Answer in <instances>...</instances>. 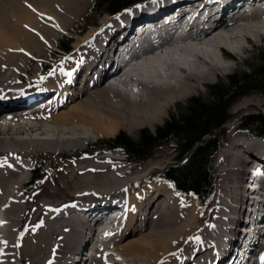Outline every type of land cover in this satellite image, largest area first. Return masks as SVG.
<instances>
[{
  "label": "bare ground",
  "instance_id": "obj_1",
  "mask_svg": "<svg viewBox=\"0 0 264 264\" xmlns=\"http://www.w3.org/2000/svg\"><path fill=\"white\" fill-rule=\"evenodd\" d=\"M151 1L127 10L126 17L104 16L95 31L90 30L75 40L74 50L61 63L63 68L58 65L60 69L46 77L44 88L25 90L20 82L24 80L27 63L50 47L56 24L62 22L66 28L79 16L87 0H0V114L12 112L9 117L0 116V264H16V261L64 264L65 259L70 261L67 254L77 256L81 243L94 231L88 224L91 219L77 220L81 208L72 201L51 206L50 214L38 222L30 221L29 230L22 229V222L18 225L22 217L20 204L31 202L23 195L24 188L22 194L19 191L28 179L29 167L24 161L30 160L35 151L77 149L83 140L113 135L122 128L132 131L153 126L172 106L176 108L181 101L200 95V85L213 84L220 80V75L231 71L236 54L245 52L247 43L264 42L261 4L257 13L237 16L200 33L193 31L192 21L178 28L174 41L157 34L155 42L143 47L133 62L125 63L122 71L116 69L113 80L117 83L106 82L111 65L105 51L108 42L111 45L109 40L119 31L118 24L127 29L125 19L141 11L163 9L173 1L183 4L193 0ZM194 1L202 4L198 15L215 0ZM96 69H100L99 78ZM29 83H34L33 78ZM49 93L56 97H52L51 104L42 112L14 114L15 110L28 108L32 100ZM260 96L242 98L237 105L264 107V98ZM261 153H264V141L258 139H238L222 150L220 197L213 214L206 217L202 216L197 198L184 202L168 183L159 179L149 183L152 167L149 164L122 180L109 174L96 179L85 173L80 179L85 187L77 189L75 194L90 196L100 192L97 198H104L111 189L122 192L118 189L120 185L128 186L125 191L131 184L137 186L132 193L123 195L127 206L123 223L114 225L113 230L112 226L100 228L101 234L106 233L107 244L91 256L89 264H213V260L222 259L226 252L223 245L235 241L240 235L238 227L243 224L242 219L234 216L243 213L249 192L238 182L243 181L252 159ZM43 200L40 201L45 207ZM85 202L93 209L104 205L93 207L91 204L95 202ZM261 207L264 210V200ZM259 229L263 239L254 246L258 247L254 264H260L259 257L264 254V229ZM125 234L131 238L118 244ZM110 248L116 250L112 253H116L120 262L115 257L112 260ZM14 256L18 259L14 260ZM25 258L29 261L25 262Z\"/></svg>",
  "mask_w": 264,
  "mask_h": 264
},
{
  "label": "rangeland",
  "instance_id": "obj_2",
  "mask_svg": "<svg viewBox=\"0 0 264 264\" xmlns=\"http://www.w3.org/2000/svg\"><path fill=\"white\" fill-rule=\"evenodd\" d=\"M93 2H94V0H87L86 5L82 9V11L80 12L79 16L76 17V19L72 20L68 24V26H66L67 29L62 26V22H61V24H56L55 36H54L53 40L51 41L50 47L44 48L45 51L43 50L42 51L43 53H41L39 55L35 54L36 57L32 58L33 59L32 62L27 63V66H26L27 72L23 71L24 80L22 79L20 82L21 87L25 88V90H28V88L33 89V90H38V89L44 88L46 86V84H45L46 77L50 73L56 72L55 70H59L60 68H63L61 63H63V61H65V59L68 58V55L70 56V53L74 50L73 45H74L75 40L80 36L81 37L84 36L90 30L95 31L100 26V20L104 16H107V14H103L102 16L97 18V19H99L97 21L98 22L97 26H94V27L91 26L90 23H92L91 21L93 19V17H92L93 13H92L91 9H92ZM82 30H85L83 34H80V35L77 34L78 32H80ZM62 36L72 37V39H73L72 49L70 52L64 54V56L59 60V62L53 63V62H51L52 60H57V56H58L56 53L57 43H58L60 37H62ZM246 48L247 49L245 52L236 54L235 61L232 62L233 66H232L231 71H229L226 75H220L219 76L220 80L214 82L213 84H202V85H200V86H202L201 88H200V86L198 87L200 95H194V97L199 98L200 100H202L204 102H207V101H209V95H210L209 94V86L210 85H214L215 83H217V84L225 87V86H227V75H231L233 73H241V72L246 71L248 68H253L254 60H255L259 50H264V42L255 43V44H252V43L248 44L247 43ZM239 56H242V58L244 57V59L239 58ZM47 63L52 64L53 67H52L51 71L49 72V74L44 79L37 78L38 77L37 74L39 72V66L45 65ZM58 65L60 68L58 67ZM32 78H33L34 83L30 84L29 80ZM17 86L20 87V84L18 83ZM252 95H258L261 98H264V92L263 91L253 90V91L248 92L244 96H240V97L236 98L228 107L225 115L229 116L230 119H229V122H227V124H225L222 127L224 135L227 138V141L224 144L227 145L228 143H230L233 140L231 138H234L232 136H235V138L239 137L238 136L239 134H235L236 133L235 132V129H236L235 126L237 124V121H240L242 117H245L246 115H249L251 113H260L262 116H264V107H258V106L249 107V108H240V106L238 107L237 102L240 99L246 98V97L252 96ZM190 100L183 101V102L181 101V103H179L176 108H175V106H172L170 111L164 115L163 119L153 126H145L142 128L134 129L132 131H127L126 129L122 128V129H119L113 135H104V136H100V137L95 138V139H86L88 141L83 140L80 147H78L77 149L72 148V149L66 150V148H65L62 151L55 150L53 152H52V150H50V151L49 150H45V151L41 150V152L35 151V153L32 155L31 159L34 161L43 160L44 163L48 164L50 169L47 170L46 175H44L43 178L38 182V184H36V188L31 190V192L28 194L27 197H29V198H27V199H29V201H32V202H28V203L25 202V203L20 204L19 208L22 211L21 220L20 221L17 220V216L14 217L16 219V221H19V222H17L18 225H19V223L22 222L21 224H23L25 226V228L27 227L26 229L29 230V228L32 226L30 221L32 223L38 222L41 219V217L48 215V213L50 214L49 210L52 211L51 206H53V205H61L63 203H67L69 201L73 202V201L85 200V201H89V202H92V201L95 202V201L102 200V199H110V198L118 196L119 194H122V196H123L124 194H126L128 192L132 193L134 191V188L137 187L134 184H131V185H129V187H131L130 188L131 191H130V189L125 191V189L128 186H126V188H123V185H124L123 184L122 186L120 185L118 188L122 192L119 191L117 193V188H114V189H111L110 194L104 196V198H101V197L97 198V196H99L100 192L97 194L94 193L90 196L87 194H80V193L75 194V193H78L76 191L77 189L85 187V185H82L80 183V179L82 178V176L85 173L89 174V176L94 175V176H90V177L96 178V179L100 178L101 175L104 176L106 174H109L113 177L116 176L117 179L122 180V179H125V177L127 178L130 174H133L134 171L140 170L143 165L149 164L150 166H152L149 173H148L149 183H151L153 181H157L155 179L153 180V178H155L157 175H159L160 172L165 171L169 165L171 166V164L173 165L176 162L175 158L177 156V152L175 151V146H174L173 142H167V144L161 150L160 149L158 150L159 152L157 151V153L155 152L156 154H153L154 156H152L151 160H148V161H145V162H142L139 164L127 163L125 161L122 153L118 150H115V151L90 150L88 154L83 155V153L85 152L84 150L87 149L88 145L95 143L96 140H101V139H105V138H112L119 132H125L129 137L134 138V139L137 137L138 133L142 129H145L149 132H154L155 129L157 127H159L161 124H163V122H165L168 118L176 117L178 114L185 111L186 105ZM236 140H238V139H236ZM222 150L223 149L221 148L219 153L217 154V157H215V159L213 161V165H212V170H214V172H215L217 194H216V197L214 199H212L210 201V204L206 207V208L209 207L207 209V211L204 214L202 213L203 217H206L207 215L213 214V211L216 209V201H217L218 197H220V193H219L220 192V185H221L220 181L222 180V174L220 172L221 163H222L221 162ZM25 162H26L25 164L28 165V167L30 169L31 168V161H25ZM157 162H159V164H160V165H158V167L156 165ZM218 165H219V167H218ZM78 169H80V170H78ZM108 169L111 171H109ZM104 170H106V171H104ZM112 170L114 172L116 171L117 173L116 172L114 173ZM118 172H121V173H118ZM29 173L30 172L26 170V174H29ZM119 174H121V175H119ZM71 175H72V177H71ZM143 185L144 184H141V186H143ZM25 186L26 185H24V187ZM21 187L19 190L20 193H21V190L24 188V187H22V188ZM132 187H133V189H132ZM218 188H219V192H218ZM68 190H69V192H68ZM23 195L26 196L24 193H23ZM77 195H78V197H77ZM87 197L88 198L92 197V198L87 199ZM192 198H197V197L191 196V199ZM42 199H44L43 201L45 202V207H43L42 201H40ZM198 201H199V199H198ZM212 202H213V204H212ZM199 204H200V202H199ZM200 208H201V205H200ZM28 223H30V224L28 225ZM133 236H135V235H133ZM128 238H131V235L125 234V236H122V238L118 241L119 242L118 244L124 243L126 241V239H128ZM11 243H13V242H11ZM12 246H14V245H12ZM108 251H110L111 253L114 251L116 252V250L113 248L108 249ZM115 255H116V253H112V260L115 257L117 259L116 261L120 262L119 257L115 256ZM16 258H17V256H16ZM16 258L14 256V260H16ZM28 261L29 260L25 258V262H28ZM118 262H116V263H118ZM18 263L16 261V264H18ZM20 264H24V263L21 262Z\"/></svg>",
  "mask_w": 264,
  "mask_h": 264
},
{
  "label": "trees",
  "instance_id": "obj_3",
  "mask_svg": "<svg viewBox=\"0 0 264 264\" xmlns=\"http://www.w3.org/2000/svg\"><path fill=\"white\" fill-rule=\"evenodd\" d=\"M127 0H94L92 5V23L104 13H111ZM59 56L71 49V39L61 37L58 44ZM42 72L49 65L41 66ZM264 92V50H259L253 68L227 77V86L214 84L209 87V101L191 98L185 111L176 117L168 118L163 124L149 132L142 129L137 137L131 138L124 132L115 137L98 140L89 148L113 150L119 148L127 160L132 163L144 162L165 142L174 141L177 152L175 164L168 167L161 177L171 182L181 194H195L202 202L212 199L214 192L212 163L224 136L222 124L227 120L226 111L231 102L249 91ZM238 127L250 134L264 136V116L251 113L242 117ZM216 131H221L217 133ZM47 165L35 164L31 170L29 189L34 188L38 180L46 174Z\"/></svg>",
  "mask_w": 264,
  "mask_h": 264
},
{
  "label": "water",
  "instance_id": "obj_4",
  "mask_svg": "<svg viewBox=\"0 0 264 264\" xmlns=\"http://www.w3.org/2000/svg\"><path fill=\"white\" fill-rule=\"evenodd\" d=\"M145 0H127L126 2H124L123 4H121L120 6L114 8V9H111V13H117V12H120L126 8H128L129 6L131 5H134L136 3H139V2H143Z\"/></svg>",
  "mask_w": 264,
  "mask_h": 264
},
{
  "label": "snow or ice",
  "instance_id": "obj_5",
  "mask_svg": "<svg viewBox=\"0 0 264 264\" xmlns=\"http://www.w3.org/2000/svg\"><path fill=\"white\" fill-rule=\"evenodd\" d=\"M260 259V264H264V254H261V256L259 257ZM49 264H52L51 261H49Z\"/></svg>",
  "mask_w": 264,
  "mask_h": 264
}]
</instances>
